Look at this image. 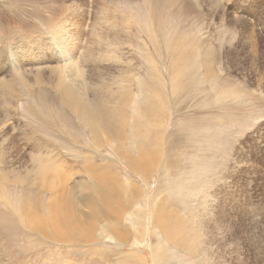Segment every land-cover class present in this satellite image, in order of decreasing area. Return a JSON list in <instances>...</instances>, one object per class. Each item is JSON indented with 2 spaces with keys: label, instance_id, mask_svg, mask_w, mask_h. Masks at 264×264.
Wrapping results in <instances>:
<instances>
[{
  "label": "rangeland",
  "instance_id": "1",
  "mask_svg": "<svg viewBox=\"0 0 264 264\" xmlns=\"http://www.w3.org/2000/svg\"><path fill=\"white\" fill-rule=\"evenodd\" d=\"M0 264H264V0H0Z\"/></svg>",
  "mask_w": 264,
  "mask_h": 264
},
{
  "label": "bare ground",
  "instance_id": "2",
  "mask_svg": "<svg viewBox=\"0 0 264 264\" xmlns=\"http://www.w3.org/2000/svg\"><path fill=\"white\" fill-rule=\"evenodd\" d=\"M17 56V55H16ZM20 56V55H18ZM15 57V56H14ZM12 54H8V60H9V63L11 65V67H14L15 69H18L19 67H16L18 64L16 58H14ZM72 69V68H70ZM60 68H54L52 69V73H55L57 75V79H58V82H57V89L58 91L60 92H64V91H72V88L69 86V83L67 82L68 80L65 78V76L63 74L60 73ZM73 71V70H72ZM77 74V73H76ZM78 75V74H77ZM78 79V78H77ZM80 80V79H79ZM78 110L82 113V115L84 117L87 116V113L85 111V108L82 104L78 103ZM105 124H106V121H105ZM169 160H168V164H169ZM198 162V166L200 164H202V162L199 160V161H196ZM204 165V164H203ZM196 170V169H195ZM194 170V171H195ZM198 171V170H196ZM197 173V172H196ZM194 175V174H193ZM196 175V174H195ZM140 176H144L143 174H140ZM161 213V212H160ZM167 213V212H166ZM168 216V215H167ZM171 217V216H170ZM161 218V219H160ZM159 219V222L160 224L162 225V228L164 229L165 233L167 236H169V238L175 243V244H178L179 242L177 241L176 239V234L174 233L173 229L177 228V227H182L183 226V220L181 219H172V218H169L168 216V219H164V217H158ZM192 245V244H190ZM188 250H191L192 248H190L189 246L187 247Z\"/></svg>",
  "mask_w": 264,
  "mask_h": 264
},
{
  "label": "crops",
  "instance_id": "3",
  "mask_svg": "<svg viewBox=\"0 0 264 264\" xmlns=\"http://www.w3.org/2000/svg\"><path fill=\"white\" fill-rule=\"evenodd\" d=\"M62 95V94H61ZM62 98H63V96H62ZM63 100H64V98H63ZM34 108H35V111L36 112H38L37 110H40V107L37 105V104H34ZM41 112V111H40ZM36 114V113H35ZM46 143H48V142H46ZM47 146H49V143L47 144ZM51 146V145H50ZM47 151V150H46ZM40 152H42V151H40ZM44 153H46V152H44ZM41 154V153H40ZM43 155V154H42Z\"/></svg>",
  "mask_w": 264,
  "mask_h": 264
}]
</instances>
